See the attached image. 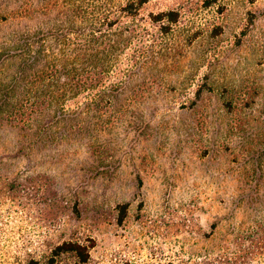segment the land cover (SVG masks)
Instances as JSON below:
<instances>
[{"label": "rangeland", "instance_id": "374dc122", "mask_svg": "<svg viewBox=\"0 0 264 264\" xmlns=\"http://www.w3.org/2000/svg\"><path fill=\"white\" fill-rule=\"evenodd\" d=\"M57 1L0 0V264H80L66 242L92 247L87 264H201L234 211L264 235V0H152L126 20L165 53L112 132L48 135L19 119V47ZM170 10L162 34L150 19Z\"/></svg>", "mask_w": 264, "mask_h": 264}, {"label": "trees", "instance_id": "16d2710c", "mask_svg": "<svg viewBox=\"0 0 264 264\" xmlns=\"http://www.w3.org/2000/svg\"><path fill=\"white\" fill-rule=\"evenodd\" d=\"M151 1L59 0L47 5L54 18L25 32L19 47L23 127L31 131L36 125L39 133L52 135L60 125L89 123V133L112 132L116 105L137 68L147 65L150 55L165 53L149 45L147 30L126 20H137ZM180 18V12L170 10L152 15L150 22L166 34ZM236 213L225 221L224 233L216 235L220 223L212 226V248L201 264H264L263 232L258 227L246 231ZM91 248L66 242L56 252L87 264Z\"/></svg>", "mask_w": 264, "mask_h": 264}]
</instances>
